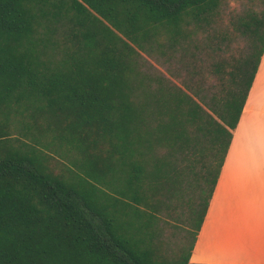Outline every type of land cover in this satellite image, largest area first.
Returning a JSON list of instances; mask_svg holds the SVG:
<instances>
[{"label": "trees", "instance_id": "16d2710c", "mask_svg": "<svg viewBox=\"0 0 264 264\" xmlns=\"http://www.w3.org/2000/svg\"><path fill=\"white\" fill-rule=\"evenodd\" d=\"M259 1L0 0V264H200Z\"/></svg>", "mask_w": 264, "mask_h": 264}, {"label": "crops", "instance_id": "0c3cea01", "mask_svg": "<svg viewBox=\"0 0 264 264\" xmlns=\"http://www.w3.org/2000/svg\"><path fill=\"white\" fill-rule=\"evenodd\" d=\"M190 262L264 264V52Z\"/></svg>", "mask_w": 264, "mask_h": 264}, {"label": "rangeland", "instance_id": "374dc122", "mask_svg": "<svg viewBox=\"0 0 264 264\" xmlns=\"http://www.w3.org/2000/svg\"><path fill=\"white\" fill-rule=\"evenodd\" d=\"M261 7L259 0H225L223 7H222V13H221V20L220 24L222 27H225L228 25L229 18L236 14L237 12H240L244 9H259ZM236 40L233 42L232 49L230 51H236L237 47L243 46V41ZM226 55L229 53V51L225 52Z\"/></svg>", "mask_w": 264, "mask_h": 264}]
</instances>
